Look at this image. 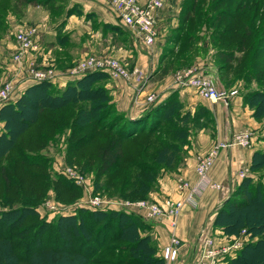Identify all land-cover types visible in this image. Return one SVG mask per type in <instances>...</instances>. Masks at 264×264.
Masks as SVG:
<instances>
[{"label":"trees","instance_id":"16d2710c","mask_svg":"<svg viewBox=\"0 0 264 264\" xmlns=\"http://www.w3.org/2000/svg\"><path fill=\"white\" fill-rule=\"evenodd\" d=\"M52 1L0 0V35L10 26V22L3 24L7 13L20 19L28 6L48 7ZM67 1L72 3L67 16L82 15L81 3ZM226 1L209 5L217 10L210 19L202 11L204 0H183L181 32L169 37L178 47H165L169 56L181 58L167 61L156 71L158 77L193 61L198 37L194 25L205 18L213 29L210 39L218 48L217 56L234 60L236 68L241 65L237 73L243 79L264 83V33L249 27L248 21L255 17L254 13L245 17L243 0H237L241 5L235 12L222 7ZM103 24L122 31L121 26ZM65 43V37L59 38L60 47ZM55 56L58 67L70 64L63 52L55 51ZM165 58L162 55L160 61ZM229 66L218 64L219 72ZM101 76H107L106 71H88L63 86L34 81L17 99L0 106V264H165L157 239L149 233L151 225L140 214L84 205L51 220L38 218L37 207L49 187L62 201H72L76 194L71 192L81 191L62 175L52 180L46 170L51 156L44 149L65 130H69L66 160L94 173V192L139 199L158 189L164 172L183 164L193 130L215 126L214 114L206 105L197 103L193 112L183 108L178 87L141 114L130 116L117 109L103 85L93 84ZM222 81L228 84L223 77ZM242 95L243 103L253 106L254 117L264 115V86L247 88ZM261 165L264 148L255 149L251 156L252 169ZM262 176H243L216 210L213 224L226 234H237L244 227L258 236L230 257L229 264H264ZM102 251L110 255L103 256Z\"/></svg>","mask_w":264,"mask_h":264},{"label":"crops","instance_id":"0c3cea01","mask_svg":"<svg viewBox=\"0 0 264 264\" xmlns=\"http://www.w3.org/2000/svg\"><path fill=\"white\" fill-rule=\"evenodd\" d=\"M82 4L85 12H91L94 18L100 23H107L111 25L118 24V19L109 10L107 0H72ZM144 3L146 0H139ZM180 0H168L166 6L159 9L156 13L158 20L157 24L166 23L170 19L169 10L178 8ZM169 7L171 9H169ZM47 15H45L46 17ZM76 19H71L72 26L68 30L72 40L69 49L70 62L76 60L82 54L92 51H105L113 49L115 43L116 33L111 31L104 34L100 30L86 31L84 22H78L77 16H72ZM14 22V21H12ZM167 26V25H166ZM123 31V30H122ZM123 35L127 39L128 50L124 49L120 54L127 59L133 58V64L146 70L145 81L143 84H137V80L126 78H114L109 82L111 88L112 100L117 109L129 114L130 116H137L146 110L152 103L146 100V95L150 92H155L159 99L166 96L169 91L175 86H172L170 81V73L163 77L155 76L154 69L155 62H157V53H147L144 49L140 48L133 40L128 31H123ZM7 47L14 49L13 39L4 41ZM131 61V60H130ZM197 61L195 64H197ZM198 68L206 71L208 74L213 75L216 70L210 65H202L199 62ZM157 74V73H156ZM218 86H225L223 81L217 76L214 78ZM31 82L20 84H30ZM179 95L183 101L186 102L185 106L193 108L197 103L206 105L214 114L215 126L213 134L206 129H200L187 147V154L183 165L176 171H166L160 178L158 189L150 192V197L159 199L164 195H171L176 198L180 196V192L176 187L174 176L180 173L188 176L192 182H195L198 177L194 170L195 158L194 154L198 151H207L212 146V143L220 138H228L235 131L247 125H255V121L251 114V110L243 103L241 94L233 95L227 102L222 99H210L197 95L190 88L179 90ZM254 148H242L232 146L229 148L221 149L216 155L212 165L208 169V176L213 182L218 183L220 186H206L196 196L194 201L186 202L184 208L178 218L177 225L171 229L168 225L166 218L152 221L147 220L151 225V230L157 239L158 254L161 247L168 241L169 235L172 231L181 239L179 247V255L176 260L165 264H195L198 260L202 245V240L205 236L230 239L234 234H226L221 227L213 224L214 216L218 206L224 198H226L232 189L240 182L244 166L249 164L251 154ZM225 257L219 264H229L228 258ZM232 257V256H231Z\"/></svg>","mask_w":264,"mask_h":264},{"label":"rangeland","instance_id":"374dc122","mask_svg":"<svg viewBox=\"0 0 264 264\" xmlns=\"http://www.w3.org/2000/svg\"><path fill=\"white\" fill-rule=\"evenodd\" d=\"M167 1L168 0H165V3L162 6V8L164 6H166ZM215 1L216 0H204L205 3L203 4L202 11L207 12L208 18L210 17V19L215 15L217 10L209 8V5L210 6H216L214 4ZM146 2H147V0L144 3H141L138 0V3H140V4H145ZM182 2H183V0H180L178 8L173 9V10H169L170 11V14H169L170 19L167 20L166 23L164 22V24H161V23H160V25L157 24V22H158V20L156 18L157 12H155L154 28H155L156 36H155V40H154L153 44L150 46L145 45L143 43L142 39L139 38V36L132 35L119 22V20H118V24H116L119 27L121 26L120 28L123 31H128L130 33L131 37L133 38V40L137 43V45L140 48L144 49L147 53H149V54L150 53H157V55H158L157 62H155V66H154V69H156V71L160 70L165 65V63L167 61H169L170 59L173 60L178 56V55L175 57L169 56L165 47H168V48L172 47L173 49H177V47H178V44L172 43V41H169V37L172 34H177V33L181 32L180 27H182L181 26V10H182V5H183ZM217 3L219 4V2H217ZM243 3L244 4H242L241 9L243 10V8H245L244 9L245 17L251 16V15H253L252 13H254L253 18L254 17L255 18L248 21L249 27L256 30V31L261 30L262 33H264V0H243ZM107 4H108V2H107ZM237 5H241V2H237V0H227L225 3H223L222 7H226V8H228L229 11L235 12V10L238 7ZM70 6H72V3H70V2L68 3L67 0H53L52 2H50L48 7H44L41 5H31L25 9L24 15L20 19H17L14 15H12V13H7L6 17L3 18V20H4L3 24H4V22L9 23V22L14 21V22H18L20 24H25L28 26H30V25L39 26L41 29L40 33H39V46L42 47L44 54L47 53V54L51 55V58H52L53 62L55 63V67L59 70H66V69L74 66V64L77 61L81 60V58H83L84 56L94 54V55H97L98 57H110V58L117 59L125 67V69L128 70V72L131 74V76L128 79L137 80L136 83L138 84L139 79L143 75L145 76L147 73H146V70H142L140 67L133 64V58L130 59V57H129V59H127L123 56V54H120L124 49L128 50L129 48L127 45H130L129 43H127V39L125 38V35H123V32L119 31V30L110 29V27L103 26L104 24L98 22V20L94 18V15L91 12H85L82 4H81L82 15L77 16L78 22H80V23L84 22L85 23L83 25L86 26V29H87L86 31L100 30L104 34H108L111 31L115 32L116 33L115 43L113 45V49L111 47V49H108L105 51H101V50L95 51L94 50L92 52H87V53L82 54L76 60H73L72 62H70L69 57H71V56L69 55V49L71 47V44L73 43L71 38H70V34H72L73 30L70 33H68V30L72 28V26H70L69 22L72 23L71 19H75L72 16H76V15L67 16L65 14L66 9L69 8ZM108 6H109V4H108ZM162 8H160V9H162ZM169 9H171V8L169 7ZM109 10H110V8H109ZM86 13H91V15L89 17H86V15H85ZM45 15H47V16L45 17ZM75 21H76V19H75ZM207 24H208V19L206 20L204 18L202 20V22L199 21L196 25H194L196 27L195 35L196 36L198 35V37H196L194 39V44H195L196 49H197L196 52H194V54L196 56L193 59V61L190 62L189 64L186 63L180 67H175L174 70H171L167 73V74L170 73L171 85L175 86V84H176L175 78H174L175 73H177L179 71L199 69L198 68V66L200 64L199 62H201L202 65H204V64L210 65L211 67H213V70H216V73L213 75V77H212V75L209 74V76H211V78L214 81H215L214 78L216 76L220 80H222V77H223V79L228 81V84L223 86V87H225L227 89H236L235 95L241 94L242 100L244 99L242 94L244 91L247 90V88L264 86V83H259L255 79H251L249 81H247L246 79H243L238 74V73H240V72H238V70L239 71L241 70V65L238 68H236L235 64H233L234 60H230V59L224 60L223 58L217 56V49L218 48L213 42H211V39H210L211 32L213 29H211L210 26L208 27ZM6 32H7V30L2 32L0 35V84H3L4 82L12 80L15 78L14 71L9 66V61L6 60L5 58H3V56L5 55L6 52L12 51V49H10L9 47L6 46L7 43L4 42L7 39H12V38L8 37ZM61 37H65V41H66V43L63 47H60L58 45L59 38H61ZM58 50L63 52L64 57L67 56V58H68L67 60L69 61L70 64H67L66 67L60 68L56 64L55 51H58ZM162 55L165 56L166 58L163 61H160ZM178 57L181 58V55H179ZM41 58H42V56H39L38 61L39 60L41 61ZM197 61H199V62L197 64H195ZM218 64H221V66L229 64L230 66L226 70L222 71L223 73H220L219 72L220 70L218 69ZM156 71L154 73H155V76L157 78L159 76V74ZM204 72L207 73L206 71H204ZM106 73H107V76H101V78L97 79L96 82L93 84L94 85H97V84L103 85L106 88L108 94L109 93L111 94V88L109 87V82H111V80H113L115 77L110 75L108 72H106ZM220 74H223L222 77L220 76ZM237 74H238V76H237ZM19 82H20L19 80L16 81V87H17V84ZM64 84H65V82L60 84V85L59 84H55V85L56 86H63ZM27 85L25 84V86L17 87L14 98L11 100L14 101L15 99H17V97H19V95L24 91V89ZM184 88H190L191 90H193L195 92L193 87H189V86L188 87H178L179 90L184 89ZM150 93H155V92L152 91ZM196 94L199 95L198 93H196ZM147 96H148V94L145 97L146 100H147ZM199 96H201V95H199ZM201 97H203V96H201ZM180 98H182V97H180ZM11 100H9V101H11ZM183 102H184V105H186V102L185 101H183ZM245 105H247L251 111L253 110V106H250L248 103H246ZM183 108L189 109V110H191V112H193L195 106L193 108L188 107V106L183 107ZM251 114H252V112H251ZM252 116H253L254 121L256 122L255 125H247V126L242 127L241 129H239V130H242V129L252 130L253 136H252L251 141L247 145H233V146H238V147H242V148H254V150L264 148V115H262L260 117L259 116L254 117V115L252 114ZM2 129H3V120L0 119V132ZM200 129H206V130L210 131L211 134H213V131L215 128L211 129V128L200 127V128L193 130L191 135H190L189 144L191 142V138L194 137L195 134ZM239 130H237L235 132H238ZM68 133H69V130L67 129L64 132L56 135L49 142V145H47V147L44 149V152H46L49 156H51L50 161H49V164H50L49 167L50 168L46 169L50 175V178L51 179L54 178V175H62L65 178L72 180L75 184L79 185L72 178L66 176V174L63 173L61 170V167H63V166L64 167L65 166L73 167L75 170L80 172V174L85 178V180L89 184H91L93 193L100 194L103 197L119 199V200L130 199V198H126V197H123L121 195H118V194H105V193H100V191L94 192V182H93L94 173L92 171H90V172L82 171V170H80V168L76 164L69 163L66 160V151H67L66 136L68 135ZM220 139L225 140L226 137L220 138ZM220 139L215 140L212 143V146L210 148H212L214 146V144ZM207 151H209V150H207ZM207 151L196 152L194 154V158H196V156L198 154H203V153H206ZM251 156H252V154H251ZM250 163H251V159L249 161V164L245 165L243 171H241L240 174L242 175V177L245 175H251L254 179H257L258 174L261 173V174H263L262 178H264V165H261L255 169L254 168L252 169L250 167ZM182 165H180L179 168ZM179 168L177 170H179ZM50 169H51V171H50ZM177 174H182V173H180V171H178ZM186 177H188V176H186ZM160 178H159V184H160ZM79 186L81 187L80 193L71 192V194H76L75 197L72 199V201H67V200L62 201L63 199L62 200L58 199L56 197L54 189L49 187L47 192H46V197L41 201V203L37 207V210H38L37 212L39 214L38 218H44L46 220H51L57 214H60V213L66 214L67 212H72V213L74 212L75 213L79 207H84V205H80V204H81V199H82L85 191H84L82 185H79ZM150 196L151 195L149 194L148 197H144V198L150 199L151 198ZM47 201L54 202L57 205V207H54V204H53V206H51V204H50V208H49V206L47 205ZM106 209H111V208H106ZM149 233H151L154 236L152 230H150ZM257 237H258L257 235H253L251 232L247 231L246 228L243 227L239 230V232L237 234H234L231 239H230V237H227L224 243L229 244V243L235 241V239H238V246L234 251L235 253L232 255V256H234L236 254V252L245 243H248L250 241H254L257 239ZM214 239H215V241L217 240V242L224 241V238L220 239L219 237H215ZM107 241H109V239ZM101 254L103 256L110 255V253L107 251H102ZM118 255H120V252H118ZM230 257L231 256H229L226 259L229 260Z\"/></svg>","mask_w":264,"mask_h":264},{"label":"built area","instance_id":"2783aa9c","mask_svg":"<svg viewBox=\"0 0 264 264\" xmlns=\"http://www.w3.org/2000/svg\"><path fill=\"white\" fill-rule=\"evenodd\" d=\"M109 8L119 22L132 34L139 36L145 45H152L156 32L155 12L165 3V0H147L145 4L138 0H107ZM40 27L36 25H25L18 22H10L7 31L8 37L13 39L14 49L6 52L3 58L9 61L15 78L0 84V106L14 98L17 87L20 84L50 80L54 84H62L67 80L77 78L88 71L104 70L115 78L128 79L131 74L115 58L98 57L91 54L77 61L74 66L59 70L55 67L51 55L43 53L39 46ZM39 56H42L41 61ZM175 87H193L199 95L213 100L222 99L225 102L236 94V89H227L218 86L216 82L201 69L185 70L175 73ZM20 81L16 87V81ZM144 75L138 84H143ZM159 98L155 93H149L147 101L155 102ZM252 130L242 129L233 133L225 140H218L206 153L198 154L195 158L194 170L198 179L192 182L184 174H176L174 180L180 196L174 198L164 195L161 198H139V199H113L93 193L92 186L73 167L63 166L61 170L66 176L72 178L76 183L83 186L85 191L80 205L90 208H114L126 212L137 213L146 220L157 221L166 218L171 229L175 228L178 218L186 202L194 201L196 196L206 186H220L213 182L208 176V169L212 165L216 155L223 148L233 145H247L252 139ZM57 207L54 202L47 201V205ZM225 241L217 242L213 236H205L202 240L200 255L195 264H219L227 256H232L238 246V239L225 244ZM181 239L174 231L169 235L168 241L161 247L160 255L166 263L177 259L179 255Z\"/></svg>","mask_w":264,"mask_h":264}]
</instances>
